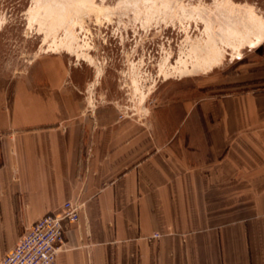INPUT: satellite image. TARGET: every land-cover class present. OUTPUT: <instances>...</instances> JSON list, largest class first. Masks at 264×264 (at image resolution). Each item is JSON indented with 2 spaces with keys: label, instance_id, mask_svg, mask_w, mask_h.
I'll return each mask as SVG.
<instances>
[{
  "label": "crops",
  "instance_id": "obj_1",
  "mask_svg": "<svg viewBox=\"0 0 264 264\" xmlns=\"http://www.w3.org/2000/svg\"><path fill=\"white\" fill-rule=\"evenodd\" d=\"M239 83L184 102L164 143L146 123L90 114L63 70L11 91L2 79L0 260L72 201L81 219L57 264H264V66Z\"/></svg>",
  "mask_w": 264,
  "mask_h": 264
},
{
  "label": "rangeland",
  "instance_id": "obj_2",
  "mask_svg": "<svg viewBox=\"0 0 264 264\" xmlns=\"http://www.w3.org/2000/svg\"><path fill=\"white\" fill-rule=\"evenodd\" d=\"M41 2L0 0V81L11 91L31 70H63L90 114L146 123L164 143L180 129L184 102L228 99L243 75L264 66V0H91V9L67 6L64 19L53 10L33 19ZM99 6L110 13L98 19ZM54 39L64 48L50 51ZM180 61L186 75L174 69Z\"/></svg>",
  "mask_w": 264,
  "mask_h": 264
},
{
  "label": "built area",
  "instance_id": "obj_3",
  "mask_svg": "<svg viewBox=\"0 0 264 264\" xmlns=\"http://www.w3.org/2000/svg\"><path fill=\"white\" fill-rule=\"evenodd\" d=\"M81 214V204L66 202L28 228L0 264H57L67 226L78 223Z\"/></svg>",
  "mask_w": 264,
  "mask_h": 264
},
{
  "label": "bare ground",
  "instance_id": "obj_4",
  "mask_svg": "<svg viewBox=\"0 0 264 264\" xmlns=\"http://www.w3.org/2000/svg\"><path fill=\"white\" fill-rule=\"evenodd\" d=\"M47 2H43V0H42V2L40 3V4H36V7H35V9H36V15H35V17H33V19H36V20H38V17H40V14L41 13H43L44 12V14H45V12L47 13V15H48V12L50 11V10H53L54 11V13H55V16H58L59 18H62L63 17V19H64V17L66 16L65 15V13H67V6H72L73 8L76 6V5H78V7L77 8H80V10H83V9H91V7H89L88 6V2H91V0H46ZM58 1L60 2V3H62L64 6H63V8L61 7L62 5H59V4H57L58 3ZM145 5H155V4H157L156 3V0H141ZM97 4V3H96ZM98 5V4H97ZM138 5H139V3H138ZM47 6V7H46ZM149 7V6H148ZM57 8V9H56ZM120 8H122L121 7V3H120V5H119V7H118V9H120ZM137 9H139V7H136ZM141 8V7H140ZM133 9H134V7H133ZM77 10V9H76ZM52 11V12H53ZM56 11V12H55ZM150 11H151V9H150ZM94 12L96 13V16H97V18L99 19V17L101 16V15H103V14H105V13H110V9L109 8H104V7H97L95 10H94ZM104 16V15H103ZM111 17V16H110ZM40 19H41V17H40ZM104 19V18H103ZM48 20H50V18L48 19ZM47 20V21H48ZM35 21V20H34ZM46 21V22H47ZM73 21V23L74 24H77L74 20H72ZM107 22V21H106ZM33 23V22H32ZM31 23V24H32ZM45 25H47L50 29H51V27H52V22L49 24L48 22L45 24ZM48 35V34H47ZM48 36H46V38H47ZM61 41V43L64 41V40H60ZM254 43V41H252L250 44H253ZM242 45L243 44H241L240 46H236V47H233V48H235V50L237 51V52H241V49H242ZM59 48H64L63 46H60V45H58V42L54 39L53 40V42H52V44L49 46V50L50 51H53V50H58ZM204 59L205 58H200L199 59V61L195 64V65H193V70L195 71V70H197L198 68H201V67H204V66H202V64L203 63H205V61H204ZM201 61V62H200ZM179 63H181V64H183V68L182 69H180V68H176V66L174 67V69H175V71H180L182 74H185L186 75V73L187 72H189V70L186 68V63H183L182 61H180ZM213 66H208L207 67V69H211ZM206 68V67H205ZM194 71H192V72H194ZM167 76V75H166Z\"/></svg>",
  "mask_w": 264,
  "mask_h": 264
}]
</instances>
